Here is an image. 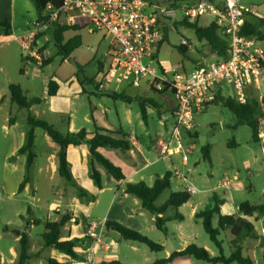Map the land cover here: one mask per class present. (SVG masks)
Returning a JSON list of instances; mask_svg holds the SVG:
<instances>
[{
    "label": "rangeland",
    "instance_id": "rangeland-1",
    "mask_svg": "<svg viewBox=\"0 0 264 264\" xmlns=\"http://www.w3.org/2000/svg\"><path fill=\"white\" fill-rule=\"evenodd\" d=\"M150 1L162 3L163 5L164 0ZM237 1L240 7L247 13L244 20L248 22H257L258 19H264V0ZM57 20V23L64 24V19L62 16H60ZM79 20L84 22V19L79 18ZM77 21L78 19L76 22ZM208 23H210V18L208 16L198 19L199 26H205ZM76 26L78 25L76 24ZM49 29L43 33L41 32L37 34L33 38L32 49L35 51L36 56L29 55V57L26 59H20L19 45H17V42L15 41L9 43L8 45L1 46L0 48V53L2 54H5L4 51L8 49L11 50L10 53H12L8 61L3 62L4 73H0V80L14 83L20 82V87L22 88L23 92L26 93L25 95L27 98L37 97L40 100H44L40 106L34 105L30 110L19 109V111H16L14 108L16 106L10 108L7 103L0 105V222L2 221L1 215L7 214L8 209L18 210L24 208L22 216H26L27 208L31 209L33 216H37V209H39L43 216V211H41L42 207L47 208L48 205H55L59 203L63 206H66L67 204L66 202H60L61 200H59L56 194L47 193L44 189L41 179L39 184H37L36 198L38 201H36V199H32L31 195H28L27 193H17V187L23 179L25 173V160L23 162V166H21L20 161H18V157L5 158L6 152L9 151L7 150L8 145H10L11 142H8L4 132L2 131L4 119L15 116L18 120H23L22 118L24 116L26 117L27 113H30L39 120L54 122L53 124L56 130L65 132L67 127L64 123L65 117L63 115H58L54 110H50L49 108L51 103L47 99L44 91L48 80L53 78V76H56L59 80H61L59 88L64 93L66 91L64 80L71 74V72H75L74 63L82 66L83 73L93 76L96 73L98 75L101 74L97 71L99 67L96 65V63H88L90 59L93 57H101L103 60L101 63H103L104 66L105 63L107 64L109 61L108 57H102L103 55L106 56L104 50L108 45L107 40L104 39L103 33L96 32L94 34H90L88 32V28L82 26L80 27L79 32L80 36L82 37L81 45L73 51L69 60H66L65 63H61L63 58L57 53V50L50 38L51 36ZM165 29L167 35L166 39L160 42L158 46V58L165 67L166 73L170 68H176L178 70H183V72H187L195 67L210 65L219 60L215 55L211 54L205 41L197 42L192 30L185 28V26L182 25L175 26V24L171 22L167 23ZM73 35L74 32H68L64 34V38L68 39ZM183 39L185 40L187 47L185 58L176 49V47L180 44V41ZM259 45L264 50V39ZM91 48H93L95 51L91 52ZM21 53L25 54L22 52V50ZM25 61L28 62V65H26ZM48 62L50 63L46 65ZM23 69L26 72L24 77L21 76V70ZM83 87L84 86H80V89ZM143 87L144 88L141 87L138 89L129 87L127 92L129 94H134L135 97L138 96L142 98L147 97V99H153V101L157 103V107L148 104L147 107L150 109L146 113L145 121H143L140 116V107L138 102L135 100L127 102L121 99H113L111 96H105L104 105L101 102H97L94 97L89 99L93 104L101 107V110H103V107L108 109L106 110V118L97 117L96 121V115H93L91 112L94 117L93 122L89 119L88 97L85 95V93L81 92L80 99L73 100V103L76 104V102L79 101L78 103L80 104L79 109L76 107H73L72 109L74 112L73 123L78 128H85L87 131L93 132L95 130L93 124L97 122V126H103L107 129H103V131L110 137H113L110 134L111 131H113L115 127L119 128L120 126L124 132L131 131L132 133L137 134L141 144L145 146L152 145L150 146L152 147L150 148V153L146 154V157L148 158V161H152L154 163L151 167H153V169L156 167V169H159L160 171L162 166V163L159 161L160 155H158L155 151L153 144H155L154 141L158 136L165 134V123L169 131L172 129L173 124L171 116L168 113L169 110L167 109L168 103L166 100H161L160 98L163 94H159L157 91L150 88L148 90L145 88V86ZM144 89H146V91ZM89 90L92 91V89ZM106 93H116L128 96L124 91H121L118 88L115 89V91H112L111 89L107 90ZM258 94L263 99L260 102L258 108L257 120L259 123L261 122V130L264 133V82L260 84V90L258 91ZM221 95L223 97H232L231 88L226 85L221 90ZM167 96L170 97V95ZM52 104L55 107L58 106L64 108L65 106L63 101L58 98L54 100ZM59 120H61L62 123H59ZM193 120L195 124L196 136L188 138L184 137L181 143L183 149L188 150L186 160L187 164L185 166L181 165L180 154L172 157L171 161L174 169L170 168L173 178L169 190L177 192L179 190L181 191V189H184L185 186L195 187L197 190L194 194V197L199 198L198 210L208 209L213 206V202L211 200L212 195L219 197L225 195L226 202L228 204L248 202L251 205H259L264 203V154H262L261 150L259 149V147L264 148V139H259L261 140V143L258 142L259 147L253 144L251 141L252 138L250 128L246 125L234 127L236 120L231 115L230 111L221 103L210 104L203 111L193 115ZM128 122L131 123L128 124ZM23 123L26 124L24 121ZM38 133L42 134L44 131L39 129ZM39 141L40 139L37 136L38 146L40 143ZM203 145H209L211 147V161L209 162L204 161L201 157L200 149ZM105 151L113 152L111 157L108 156L110 161L115 158L117 161L116 163H122L126 165V167H130L129 162L120 157L118 153H116V150L103 149L102 153H106ZM5 160H7L9 163H13L16 168L19 169V172L13 174L10 172V169H8L6 172V169H3V163ZM174 170H178L180 176H185L187 179L186 184L182 181L181 177L176 178L174 176ZM233 173H237L239 175V178L242 180L246 188H249L251 185L250 188L247 190L244 188L245 190L239 192H229V190L220 187V182L224 175L228 174V176H231ZM61 181L64 182L62 179ZM70 190L72 191L73 189L70 187ZM169 190H165L158 197L155 203L156 205H162L167 201ZM89 194L94 197L98 196L97 193ZM76 198L78 203L74 204L76 208H72L74 215L73 225L75 227L78 226L83 232L87 228L86 224L90 220L95 223H100V217L104 213L106 205L109 203L108 192L105 191L103 194H101L96 204H94L95 199L77 196ZM132 199L140 204V201L132 197V195H130L127 203H131ZM89 206H91L90 211L89 213H86V208ZM189 213L190 210L188 207L183 208L179 214L184 216V221H167L166 227L170 231L178 232L177 235L182 236L179 238L182 240V242H185L184 244H186V246L194 244L198 247H202V249L206 250L212 257H218L219 251L204 233L201 221L199 219L196 220L192 217H189ZM144 214L145 215L142 218L144 219L145 224H147L149 230L145 229L140 232L137 230L133 231L138 232L139 234L153 241L155 244L160 245V241H162L164 238L163 235L156 231L155 224L151 220V213L144 211ZM173 214L174 208L168 207L164 213V217H172ZM3 217L7 219L10 218V220L12 218L11 215L9 217ZM250 220L257 229L255 231V237L252 239L246 238L241 241L238 240L236 243L242 248V255L249 257L253 264H264V237L261 235L262 229L264 228V220L260 214L255 215V217ZM16 222L22 227L28 223L26 221H22L20 217ZM2 224L6 223L1 222L0 225L1 262L4 264H16L18 242L15 241L14 236L11 235L10 232H3ZM215 226L216 224L214 222V227ZM37 227L38 226H36L31 232V242L29 244L28 252L35 253L42 246L41 234L43 229L42 227ZM64 235L65 232H63V236ZM85 237L86 236L78 235L72 239H84ZM218 239L222 242V248L225 257L230 256V254L235 250V246L232 244L233 238L229 235V230L221 231L219 233ZM125 244L136 245V247L140 249L136 258H123L130 262H136V264H148L155 261V259L162 257V255L160 256V254L149 250V248L144 244H133L129 240H121L119 249L124 256L128 255V253L125 252V249H127ZM81 246L82 245H77L76 249L78 252H81V250L83 251ZM180 246H182V244H180ZM11 249L13 255L10 252ZM51 251L52 250L46 249L44 253L48 255L51 253ZM57 253V251H52V253L49 255L52 258H56ZM31 263L36 264L38 261L32 258L30 264ZM195 263L208 264L201 262V260H196Z\"/></svg>",
    "mask_w": 264,
    "mask_h": 264
},
{
    "label": "crops",
    "instance_id": "crops-1",
    "mask_svg": "<svg viewBox=\"0 0 264 264\" xmlns=\"http://www.w3.org/2000/svg\"><path fill=\"white\" fill-rule=\"evenodd\" d=\"M36 12L37 11H36L35 7L31 4L30 0H0V24H1V22H5L6 26L8 27V29L11 33L9 36L5 37L4 32H3V28L0 26V48H1V46L8 45L9 43L15 41V39H14L15 37L18 38L20 36H24L25 34H27L28 31L31 29V24L37 19ZM77 25L79 27H82V26L85 27V23L81 20L77 21ZM79 32H80V30L77 31L76 33L79 34ZM88 32H89V30H88ZM90 34H94V33H90ZM15 42H17V41H15ZM17 45H19V44L17 43ZM19 50H20L19 57H20V59H23L24 54L21 53L20 46H19ZM158 50H159V48H157V59L160 62V60L158 58ZM90 51L94 52L95 50L93 48H91ZM106 51H107V46L105 47V50H104L105 54H106ZM4 52H5V54L0 53V54H2V55H0V73H4L3 62L8 61L9 57L12 55V53H10L11 50H9V49L4 51ZM102 57H107V56L103 55ZM65 61H66L65 59H62L61 63L62 62L65 63ZM93 62L96 63V65L99 67L98 68L99 71L98 70L97 71L100 74L103 73L107 67V64L105 63V66H104L103 63H101V62H103L102 58L101 57L100 58L93 57L92 59L89 60L88 63L93 64ZM25 63H26V65H28V62L25 61ZM160 66L165 70V67L162 65L161 62H160ZM21 71H22L21 76L24 77L26 72L24 71V69ZM187 72H189V71H187ZM101 75H98L96 73L93 76H91V75L84 73V74H79L76 77L75 72L73 71L64 80L65 81L64 86H66V91L64 93L59 88V84H60L61 80H59L56 76H53V78L50 79V80H53L57 83L56 93L54 96L48 97L46 95V88L44 89V91H45V95L47 96V99L51 103L49 105L50 110H54L55 113H57L58 115H63L65 117L64 123L66 124L67 127H66V131L62 132V134L68 133V132L69 133H77L82 129L86 130L85 128L76 127V125L73 123L74 112L72 109H73V107H76L77 109H79V107H80V104L78 103L79 101L76 102V104H75V103H73V100H79L81 97V92L85 93V95L88 97L87 100H88V105H89V119L91 121H93L94 120L93 115H96L95 121L97 120V117L106 118V110H108V109L103 107V110H101V107L93 104L89 100L91 97H94L95 100H97V102H101L104 105V99H105V96H107V93H106V91L98 90ZM50 80H48V82ZM48 82H47V84H48ZM11 83H14V82H10V81L5 82L4 80H0V93H1L0 94V105L7 103L10 108L15 106V104H13L10 101L9 95L7 93V85L11 84ZM15 84L18 85L19 87L21 86L20 82L19 83L15 82ZM143 84H145V85H143ZM80 86H84V87L82 89H80ZM96 86H97V89H96ZM143 86H145V88H147L149 90V88H148L149 86L147 85V83H144V82L141 83L140 87H136V88H135V86H132V85L126 83L122 87H120L119 90L124 91L125 94L128 95L129 98H134L135 95L129 94L127 92V89L129 87H133L135 89H138L141 87L144 88ZM20 89L22 90L21 87H20ZM89 89H92V91ZM144 90L146 91V89H144ZM167 91L160 98H161V100L167 101V103H168L167 109L169 110L168 113L171 115V113L173 112V110L175 108V101H174L172 92H170L169 90H167ZM22 92H23V90H22ZM23 94L25 95L26 93L23 92ZM166 94L170 95V97H168ZM57 98L61 99V101H63V103L65 104L64 108L58 107V106H56V107L53 106L52 102L54 100H56ZM43 102H44V100H43ZM127 102H131V101H127ZM14 108L16 111H19L18 108H16V107H14ZM31 108H33V106L30 107V109ZM149 109L150 108H148V107L146 108L145 117H146V113ZM91 112L93 113V115L91 114ZM11 117H13V122L9 123L10 117L5 118L4 122H3V126H2L3 127L2 131L4 132L6 139L8 140V142H11V144L8 145L7 150H9V151L6 152L5 158L7 159V158H11V157H18V161H20L21 166H23V162L25 160V154H18L17 152H18V149L24 143L25 133L28 130V127H27V124L23 123V121L25 122V116L22 118L23 120H18L15 116H11ZM84 120H86V119H84ZM58 122L62 123L61 120H59ZM48 123H50L54 126V124H53L54 122H48ZM130 123L131 122H128V124H130ZM93 125H94L95 130L96 129H106L103 126H97L98 125L97 122H95ZM261 125L262 124L260 122L259 123V139H264V133L261 130L262 129ZM164 127H165V132L168 131V127L166 126V123H165ZM40 130H42V129H40ZM95 130L93 132L86 130V134L91 135L92 133L95 132ZM38 132H39V128L36 127L33 131V133H34L33 143H34L35 152H36V158L34 160V166L32 169V179H31V188L33 189V193L31 191L30 186L25 185L22 192L19 194L27 193L28 195H31L32 199H36V201H38V199L36 198L37 184H39V181L41 179L42 184L44 186V189L47 193L56 194L58 196L59 200H61L60 202H66L67 204H66V206H63L62 204L59 203V204H55V205H53V204L48 205L47 208L42 207L41 211H43V216L40 213V210L37 209V216L36 215H34V216H35V219H38L40 221V224L38 225V227H42V229H43L44 223L46 220H51V221L56 220V219H58V217H60V215L64 214L65 212H68L72 215V220L62 229L61 240L72 239L78 235L86 236L88 239L87 242H85L84 245L81 246L83 251L81 250V252H78L77 249H75L76 253L82 259L73 260V259H70L69 257H67L61 253H57L56 258H54V259H56L59 263H68V264H98L100 262L109 263L111 261H118V262L123 263V264H136V262H130L127 259H123V258H130V259L136 258L140 249L138 247H136V245L125 244V247H127V249H125V252L128 253V255H126V256L122 255L123 253L120 251L119 247H120V241L123 239L114 230H112V229L107 230V228L105 226V222L106 221L107 222H116L118 224H121L125 227L132 229V230H137L139 232L142 230H145V229L149 230V228L147 227V224H145V221L142 218L145 215L144 211H146V210L143 209L141 204H139L134 199L131 200V203H127V200L130 198V195L125 194L123 192L124 185H125V183H128V182H131L132 184L138 183V182H144V184H146L147 186H151L152 183H154L155 178L162 177L166 172H170V168L174 169V166H172V161H171L172 157L170 159L159 160L162 163L160 171H159V169H156V167H154V169H153V167H151V166H153L154 163L152 161L151 162L148 161V158L146 157V154L150 153V148H152L150 146H152V145L145 146V145L140 143V141L137 137V134H134L131 131L130 132H124L123 129L121 128V126L119 128L115 127V129L113 131H111V133H110L113 136L111 138L119 139V138H121V136L122 137L124 136V138L126 140H128V142L132 146L131 149L125 153H123L119 150H116L117 151L116 153H118V155L120 157H122L123 159L127 160V162H129L130 167H126V165H124L122 163H116L117 161L115 158H113V160L110 161L108 156L111 157L113 152L105 151L106 153H102L103 149H109V148L100 149V153L104 157H106V159L109 160V162L113 166H115L121 170V172L125 176V179L122 182L117 183L116 181L110 179L106 173H103L102 174V181H101L102 182V188L99 190L94 185V183L92 182V179L90 178V175L88 172V161H87L88 151H87L86 146L85 145L69 146L67 149L66 159H67V162L69 164L70 171H71L74 179L76 180L75 183L78 186H80L81 188H83L88 193H97L98 196L95 197L94 204H96V202H98L99 196L101 194H103L105 191L108 192V198H109V203H108V205H106L104 213L100 217V223H95L92 220H90L86 224L87 228L82 232V230H80L78 226L75 227L73 225L74 215H73V211H72L73 209L72 208L75 207V205H74L75 203H78L77 198H76V194H75L74 190H72V191L70 190V186H68L67 184H65L64 182L61 181V177H59L57 174V166H56V157L55 156L57 155L59 147L55 143H53L51 141V139L45 133L40 134ZM195 133L196 132L194 131L193 134L195 135ZM37 136L40 139L39 146L37 145ZM161 136H163V134L158 136L156 139H158ZM88 138H89V136H88ZM259 139H258V142L261 141ZM155 142H156V140L154 141V143ZM258 142L253 143V144L258 146ZM153 147H154L155 151L157 152L155 144H153ZM259 149L261 150V153L264 154V148L259 147ZM109 150H111V149H109ZM210 150H211V147H210ZM210 150H209V154H210V161H211ZM157 154H158V152H157ZM185 165H183V166H185ZM3 169H6V172L8 169H10V172L13 174L19 172V169H17L13 163H9L7 160H5V162L3 163ZM170 173H172V172H170ZM182 176H183V178H181V179L186 184L185 181H187V179L185 178L184 175H182ZM175 177L179 178L180 176H175ZM184 178H185V180H184ZM223 180L228 181V183L230 185L229 189H228L229 192H239V191H243L245 189L247 190L251 186L250 185L249 188H246L245 185L243 184L242 180L239 178V175L237 173H233L231 176H228V174L224 175L220 184L222 183ZM171 184H172V180H171ZM171 184H170V187H171ZM170 187H169V189H170ZM182 191H184V189H181L180 192H182ZM171 193H174V191L169 190L168 197L170 196ZM194 194H190V199L186 204H184L180 208H177L176 212L178 214L180 213V211L183 208L188 207L190 210L189 217L194 218V213L199 211L198 210L199 198H195ZM217 197L219 199L223 200V204L220 205V209H219V211L222 215L233 216V215L237 214L238 205L241 202L228 204L226 202L225 195H223L222 197L221 196L220 197L217 196ZM156 206H161V205H156ZM90 207L91 206L86 208V213H89ZM166 210L164 211V213L166 212ZM23 212H24V208L18 209V210H14V209L9 210L8 209L7 214L4 213L5 215H1L2 216L1 222L6 223V224H2V225L3 226H5V225L10 226L11 225V228H15V229L20 230L22 226H20V224H18L16 221H18L19 217L23 215ZM164 213L161 215L162 217H164ZM174 213H175V210H174ZM10 215L12 216L11 220H10V218L7 219V218L3 217V216L9 217ZM151 215H152L151 220L154 223L155 215L154 214H151ZM180 216L182 217V220H179V219H175V220H179V222H183L185 218L182 215H180ZM253 217H255V215H253ZM253 217H245V218L248 221H250V223L253 225V227L256 231L257 229L255 228L254 224L250 220ZM168 218L170 219L172 217H168ZM262 219L264 220V215H262ZM169 221H172V220H169ZM1 222H0V225H1ZM214 222H216V219H214ZM91 223H95L98 225L97 229L94 230V233L96 235L95 238H89L88 237V229H89V225ZM34 228H35V226H31L28 229L29 244L31 242V232L34 230ZM262 228H263V226H262ZM156 231H158V230H156ZM6 232H10V231H6ZM63 232H65L64 236H63ZM167 232H168V235L167 236L163 235L164 238L162 241H160V246L162 247V250L159 252H156V253L160 254V256L162 255V257H160L159 259H165L169 255H171L172 252H174V251L180 252L186 248V244H184L185 242H182V240L179 238L182 236L177 235L178 232L170 231L169 229ZM0 238H1V236H0ZM14 238H15V241L18 242V238H16L15 236H14ZM168 240L170 241V243H168ZM131 243H133V242H131ZM133 244H137V243H133ZM180 244H182V246H180ZM47 249L52 250V251H57V250H54L51 248H47ZM45 250L46 249H43L41 246L40 249L38 251H36L35 253L34 252H28V254L30 255V258L28 259L26 264H30V261L32 260V258H34V260L38 261V263H36V264H44V261H43L44 258H47V257L52 258L49 255L52 253V251H51V253H49L47 255L46 253H44ZM171 250H173V251L170 253ZM10 252L13 255L12 249L10 250ZM159 259H155V261L159 260ZM0 260L2 261L1 256H0ZM195 262H196V260L189 258V257H181V258L175 257L170 262H168L166 264H196ZM31 264H33V263H31Z\"/></svg>",
    "mask_w": 264,
    "mask_h": 264
},
{
    "label": "built area",
    "instance_id": "built-area-1",
    "mask_svg": "<svg viewBox=\"0 0 264 264\" xmlns=\"http://www.w3.org/2000/svg\"><path fill=\"white\" fill-rule=\"evenodd\" d=\"M246 15L237 0H164L163 5L150 0H64L58 9L47 4L44 20L34 21L27 34L14 39L26 59L36 56L32 49L34 36L48 30L60 16L67 26L84 19L90 33L101 32L108 42L109 61L98 90L115 91L126 83L136 88L142 82L155 91L168 86L175 101L170 115L173 126L156 139L155 146L160 160L180 154L181 165H185L188 150L183 149L182 140L195 131L193 115L207 108L216 93L221 95L227 85L236 103L245 104L251 95L259 102L263 99L258 91L264 82V50L256 36L242 34ZM207 16L226 41L225 57L189 72L170 68L166 73L157 59L158 45L164 40L163 28L169 22L193 24ZM180 45L186 46L184 39ZM174 175L180 176L178 170ZM229 186L227 180L220 185L227 190ZM184 191L194 194L196 189L185 186ZM97 227L95 223L89 225V238L96 237ZM261 235L264 237V228Z\"/></svg>",
    "mask_w": 264,
    "mask_h": 264
},
{
    "label": "trees",
    "instance_id": "trees-1",
    "mask_svg": "<svg viewBox=\"0 0 264 264\" xmlns=\"http://www.w3.org/2000/svg\"><path fill=\"white\" fill-rule=\"evenodd\" d=\"M36 9L37 19L36 22L44 20L46 6L51 4L55 9H58L62 6L64 0H30ZM186 2H193L197 0H181ZM175 26L182 25L185 28H188L194 32V35L197 39V42L205 41L208 45L209 51L211 54L215 55L219 60L225 57V45L226 41L218 33L217 27L213 23H208L205 26H199L198 21L193 24H188L185 22L174 23ZM0 26L3 28L4 36L7 37L11 33L6 26L5 22H1ZM80 30L79 26H67L66 24H59L54 22L49 31L50 38L57 50L58 55L63 59L69 60L71 54L75 49L81 45V36L76 33ZM68 32H74V35L68 39H65L64 34ZM164 39H166V29L163 28ZM264 19H258L257 22H248L244 20L242 25V34L245 35H254L260 41L264 39ZM160 44V43H159ZM159 46V45H158ZM177 51L186 57L187 47L184 45H178L176 47ZM49 64L46 63V65ZM75 66V75L76 77L79 74H84L82 66L74 63ZM99 71V69H98ZM163 71V70H162ZM102 74V73H101ZM168 86L165 84L164 88L160 91H157L159 94H164L167 91ZM97 89V86H96ZM57 90V83L53 80H50L46 84V95L48 97L54 96ZM7 93L9 95L10 101L15 104L18 109L29 110L30 107L34 105H40L43 100H40L37 97L27 98L20 87L15 83L7 85ZM107 96H111L113 99H121L124 101L135 100L138 102L140 107V116L143 121H145V111L150 104L151 106L157 107V103L153 99H147L142 97L129 98L123 94L116 93H107ZM213 103H221L226 107L231 115L236 120V126L246 125L251 130V140L253 143H257L259 139V121L257 120L258 108L260 102L256 96L251 95L248 101L245 104L236 103L230 96L223 97L219 93H216ZM13 122V117L9 118V123ZM25 122L28 125V130L25 133L24 143L18 149V154H25V173L23 179L17 187V193H21L25 185H29L31 188V179H32V169L34 166V160L36 158V152L34 149V129L38 127L42 129L44 133L55 143L59 150L56 157V166L57 174L61 179L70 186L77 197L91 198L95 199L94 196L87 193L83 188L78 186L75 183V179L70 171L69 164L67 162V149L69 146H79L85 145L88 151V172L90 178L94 185L100 190L102 188V174L106 173L108 177L114 181L122 182L125 179V176L121 170L113 166L109 160L106 159L101 153L100 149L109 148L111 150H119L123 153L128 152L131 149V144L124 138H111L109 135L105 134L103 129H96L91 135L86 134V130L82 129L77 133H64L56 130L54 126L46 121L39 120L30 113H27L25 117ZM189 137L196 136L193 133L188 134ZM89 136V138H88ZM210 146L203 145L200 149L201 157L204 161H210L209 154ZM173 174L166 172L162 177H157L152 183L151 186H147L144 182H138L132 184L131 182L125 183L123 192L140 201V204L143 209L148 211L151 214H154V224L156 230L162 235H168V229L166 227V222L169 220L179 219L182 220V217L176 212L177 208H180L186 204L190 199V194L185 191H178L171 193L167 201L161 206H156L155 202L158 197L167 189H169ZM33 193V189L31 188ZM211 200L213 206L208 209H202L194 213V218L199 219L202 224L204 233L208 236L210 242L218 249L219 256L212 257L206 250L202 247H198L194 244L186 246L182 251H174L165 259H159L148 264H166L170 262L173 258L189 257L194 260H201L208 264H253L249 257L242 255V248L236 243L238 240H244L246 238L255 237V229L253 225L245 217H253V215H264V203L259 205H251L248 202H241L238 205L237 214L233 216L222 215L219 211L220 205L223 204V200L219 199L216 195H212ZM168 207H173L175 213L172 218H164L161 215ZM22 221L28 222L27 225L22 227L20 230L11 228V226H3L2 230L10 231L13 236L18 238V250H17V260L16 264H26L30 255L29 251V235L28 229L31 226H38L40 221L35 219L32 215L30 208L26 209V216H20ZM214 219H216V226L214 227ZM72 220V215L68 212L60 215L56 220H46L43 227V232L41 234L42 248L47 249L51 248L57 250L58 253H61L70 259L80 260L82 259L76 253L77 245H84L87 242V237L84 239H68L61 240L62 229ZM105 226L108 229L114 230L123 240H129L133 243H139L146 245L149 250L154 252H159L162 250L160 245L155 244L153 241L147 237L139 234L136 231L131 230L128 227H125L116 222H105ZM229 230V235L233 238L232 244L235 246V250L230 254V256L225 257L222 248V242L218 239L219 233L221 231ZM44 264H68V263H59L54 258H44ZM0 264H4L0 260ZM98 264H123L118 261H111L109 263L100 262Z\"/></svg>",
    "mask_w": 264,
    "mask_h": 264
},
{
    "label": "water",
    "instance_id": "water-1",
    "mask_svg": "<svg viewBox=\"0 0 264 264\" xmlns=\"http://www.w3.org/2000/svg\"><path fill=\"white\" fill-rule=\"evenodd\" d=\"M168 243H170V241L168 240ZM173 250L170 251V253L172 252Z\"/></svg>",
    "mask_w": 264,
    "mask_h": 264
}]
</instances>
